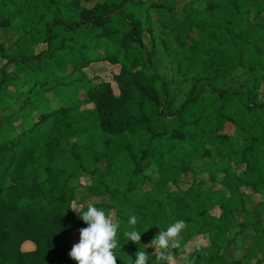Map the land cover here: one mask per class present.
<instances>
[{
  "label": "trees",
  "instance_id": "1",
  "mask_svg": "<svg viewBox=\"0 0 264 264\" xmlns=\"http://www.w3.org/2000/svg\"><path fill=\"white\" fill-rule=\"evenodd\" d=\"M257 10L264 0H0V28L25 18L22 48L0 66V264H76L69 253L87 225L70 205L87 201L120 224L117 264H135L177 220L187 249L177 261L264 264ZM100 62L120 68L119 95L87 80ZM73 86L85 101L44 102ZM131 215L140 245L123 236ZM195 238L208 245L189 253Z\"/></svg>",
  "mask_w": 264,
  "mask_h": 264
},
{
  "label": "clouds",
  "instance_id": "2",
  "mask_svg": "<svg viewBox=\"0 0 264 264\" xmlns=\"http://www.w3.org/2000/svg\"><path fill=\"white\" fill-rule=\"evenodd\" d=\"M74 207L84 206L74 204ZM71 211L76 213L87 227L80 230L79 243L72 247L69 253L70 258L76 264H117L114 249L118 246L119 222L92 203H89L86 210L81 213ZM137 222V216L131 215L128 219V228L123 231V236L128 242L140 245L142 233L135 227ZM185 228L186 223L183 220H177L166 230H160L150 243L143 245V250L139 249L136 252L135 264H148L149 255L145 251L147 248L155 250L152 253L155 256V264H178V252L187 251L186 246L182 248L181 233Z\"/></svg>",
  "mask_w": 264,
  "mask_h": 264
},
{
  "label": "rangeland",
  "instance_id": "3",
  "mask_svg": "<svg viewBox=\"0 0 264 264\" xmlns=\"http://www.w3.org/2000/svg\"><path fill=\"white\" fill-rule=\"evenodd\" d=\"M183 7V6H182ZM181 7V8H182ZM249 20L254 23H259L264 25V10H257V11H251L248 14ZM24 17L16 18L9 26L5 28H0V66L3 67L6 65V60L4 59V54H16L20 48H22V30L25 27L24 24ZM169 23V22H168ZM150 24H152L153 29L156 31L161 32L164 29V25L161 22V18L156 15L152 14L150 19ZM170 24V23H169ZM172 25V24H171ZM180 31V30H179ZM44 48L38 47L36 48L37 52L42 51ZM12 67H9V70H11ZM120 68L117 66H111L106 62H100L93 64L90 66V68L86 69L84 73L87 76V80L94 84H101V83H111L113 85L114 91L116 95H119V89L117 88L114 78L117 74H119ZM83 86V85H82ZM77 86H73L71 88L67 89H59L55 93L45 96V99L48 100L47 105L49 106H58V105H68V106H74L77 102V100L85 101L87 98L86 91L81 89L80 92H76ZM47 97V98H46ZM89 108V106H87ZM59 164L56 163L55 167L59 168ZM94 178L90 175L83 174L80 177V182L83 186H90L93 184ZM244 193H247L249 195L250 192L246 189L243 190ZM257 201H261L258 197H253ZM89 203H92L96 205L93 201H87L83 204L84 210H86V207ZM71 209L73 210H80L82 207H74V204L70 205ZM220 211L219 209H215L211 212L213 215H219ZM80 234H75L74 241L72 243V247L79 243ZM242 240L239 238V241ZM242 242H239L237 249H238V257L243 253L244 246L242 247ZM198 245H208V239L207 238H195L189 245L188 251L189 253L194 252L195 248ZM34 248L33 244H28L26 247H24L25 251H30ZM178 264H183L180 261H178Z\"/></svg>",
  "mask_w": 264,
  "mask_h": 264
}]
</instances>
